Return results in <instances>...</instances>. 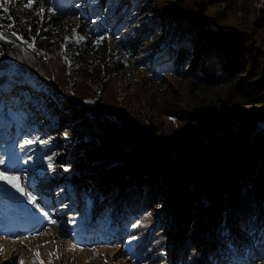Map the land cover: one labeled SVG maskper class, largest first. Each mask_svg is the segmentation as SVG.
<instances>
[{
  "label": "rangeland",
  "instance_id": "obj_1",
  "mask_svg": "<svg viewBox=\"0 0 264 264\" xmlns=\"http://www.w3.org/2000/svg\"><path fill=\"white\" fill-rule=\"evenodd\" d=\"M116 1L121 9L130 7L134 0ZM145 1L140 4L137 24L124 32L108 21L109 0H99L96 6L85 1L68 6L56 18L65 35L72 38L70 47L80 46L69 51L68 45L57 39L40 51L36 40L46 24L41 9L45 12L62 2L35 0L29 10L27 0H0V16L11 21L8 25L0 22V32L12 47L11 55L0 48V70L18 80L24 74L4 94L28 88V73L55 89L48 101L62 99L70 112L74 104L87 106L82 112L75 109L69 113L71 127H87L91 122L96 126L94 132L79 130L83 136L80 141L74 133L54 136L57 139L53 140L52 136L42 140L34 136L31 139L39 142L22 150L20 145L27 140L23 139L10 148V158L0 165V171L20 176L22 186L35 196L41 211L29 204L26 196L0 182V217L7 216L0 221V264H19L21 260L24 264L34 260L35 264H181L175 260L178 255L186 257V264L190 258L205 264L207 251H215L213 235L218 223H208L204 237H199L205 219L197 218L209 217L211 204L205 193H198L200 208L205 211H188L186 200L183 213L181 199L189 194L185 168L179 166L186 155L202 153L216 140L238 142L234 153L244 155V171L253 173L249 196L256 197L264 188V175L260 176L264 167V0ZM155 20L159 28L153 31L149 25ZM17 23L25 24V30L17 32ZM131 33L134 35L127 41ZM183 36L190 39L198 58L192 73L152 81L149 76L170 40ZM97 40L102 42L99 47L121 52L122 60L116 59L117 69L102 72V79L108 74L105 82L93 72L87 80H77L71 57L78 55L93 62L104 57L94 56ZM144 62L148 66L142 69ZM214 62L220 65L223 78L195 80V75L213 70ZM82 113H87L88 121L80 122L76 117H83ZM49 156L53 158L51 169ZM86 184L94 185L95 194L88 205L83 193ZM130 199L148 203L150 209L139 230L133 227L138 225L134 217L122 224ZM235 204L233 201L218 209L228 212ZM105 207L112 213L109 217L104 216ZM51 220L57 223L53 225ZM153 223L162 225L156 228L158 241L154 242L149 228ZM182 226L187 227L183 236ZM180 239L192 252L179 250ZM37 252L38 257L34 255Z\"/></svg>",
  "mask_w": 264,
  "mask_h": 264
},
{
  "label": "trees",
  "instance_id": "obj_2",
  "mask_svg": "<svg viewBox=\"0 0 264 264\" xmlns=\"http://www.w3.org/2000/svg\"><path fill=\"white\" fill-rule=\"evenodd\" d=\"M59 1L62 2L61 6H58L59 4L57 3L52 9H49L48 11L42 13L46 18V24L45 27H43V30H39L40 34L37 36L36 40V44L39 47L40 51L47 50V48L54 44L57 39H59L61 42L63 41L66 45H68L69 51L77 50L80 45H73V47H70L72 38L65 35L66 31H64L63 27L59 25L60 21L57 20L56 16L61 14L63 11H66V8H68V6H72L73 4H81L83 1H85L96 6L99 0ZM144 1L145 0H134L130 7L119 9V1L115 0L114 4L113 0H109L111 14L108 21L109 23H111V26L117 25V31L121 30L124 32L129 30V27L132 24L135 23L136 25L139 19L137 15L140 13L139 7L140 4ZM0 22L5 25L11 24V21L6 16H0ZM158 28L159 25L156 20L149 25L150 30L153 29L154 31ZM15 30L17 32L24 31L25 24H18L15 27ZM133 35L134 34L131 33L127 41L131 40ZM4 41L5 40H0V48L2 51H5V53H8V55H11L12 47L9 44L7 45V43H5ZM127 41H125L124 43H127ZM100 43L102 42L100 41ZM169 43L170 46L168 47V49L165 48L164 55L156 62L155 68L149 76L152 81L174 77L175 75H178V77H183L185 74H188L190 72L192 73L194 67L196 66L198 58H195V55L193 54V48H191L192 43L190 42L189 38H187L186 36H183L182 38L175 37L171 39ZM99 44H96L97 49L96 52H94V56L95 58L96 56H99V54H101V56H105H99L98 59H94V62L89 61L86 58L82 60L78 57V55H74L71 57V68L77 67V80H87L93 72L97 74L98 78L105 82L104 79H106L108 74L104 79H102V72L108 73L110 69L114 70L116 66L115 61L119 60L121 62V52H117L116 49H111L110 51H108V47H99ZM107 59H109V61H107ZM120 62H117V64H120ZM211 63L213 64V62ZM141 66L142 69H145L148 66V62H144ZM84 67L86 68V70L82 69ZM219 67L220 65L216 63V70H214V68L213 70L211 69V71L197 74V76L195 75V80L202 81L206 79V81H209L210 79L219 80L221 77L223 78L224 74L220 71ZM1 70L5 69L2 68ZM1 70L0 159L4 160V162L5 160L10 158V148L23 139H31L35 136L37 139L42 140L46 138V136H52L50 137V139L53 140L57 139V137L53 138L54 136L64 137L71 133H74L75 137H77L76 141H80L83 136H79V134L77 133L79 130L84 129L85 131L94 132L93 130H95L96 128V126H94V122H91V124L88 123L87 127L82 125L71 127V123L67 121V119H70L69 113H74L75 109H77L79 112H82V108L87 109V106L84 104H80V106L82 107L80 108L77 104H74L75 109L71 108L72 112H70L65 105L64 100L61 99L58 102L57 99L54 98L57 103L55 101H48V96H53V94L55 93V89L51 86L48 87V85L44 82L45 80L42 78L41 80H43V82L30 78L27 73L26 78L30 79V83L28 84L29 87L24 88L19 93L6 96L4 93L13 89L16 83L24 76V74L18 76V80L11 77V74L5 75V72ZM76 82L77 81L73 82L74 85L76 84ZM30 89L34 91L31 92ZM24 104H28V107H23ZM57 105H59L60 108H58ZM32 108H35L36 110ZM82 114L83 117H81L80 115H76V117L79 118V121H88V118H86L87 113ZM233 142L232 145L230 144L231 141H226L225 143L224 139L221 141H213V143L209 145L207 149H203L202 153L197 152L193 153L192 155H186L184 159H182L184 160V162L180 161L182 164L179 167L182 169L185 168L183 171L184 176H186L185 178L187 179L186 190L189 194L188 196L184 195L182 197L181 200L182 202L184 201L182 205H184L187 200V203L190 205L188 206V208H186L188 211L189 208L196 210L198 208V210L200 211L202 209L200 208L202 205V200L199 195L203 193L207 195L209 204H211L210 208L208 209L209 211L207 210L209 217L206 218L205 216L201 217V215H199V217L197 218V220L205 219V221L202 222L199 237H204L205 233H203V231L206 229L208 223L209 225L218 223V230L213 235L215 237L214 241H216L215 251H207L208 259L205 264H256L259 263V261H264V243L261 242L262 240H264V201L263 203L260 202L262 199L261 197H264L262 193L264 188H260V192L258 191V195H256V197L252 198L251 196H249V194L251 193V189L249 188L248 184H250V176L253 173H246L244 171L246 170L245 167L247 168V163L245 162L246 158H244V155L242 156V154L238 151L234 153L233 146H235V144L238 142H236L235 140H233ZM230 146H232V148ZM229 148H231L232 150H230ZM263 162L264 159L262 160V163ZM155 164L156 163L153 162L152 165L155 166ZM144 165L148 166L149 163L144 162ZM252 172L254 171L252 170ZM263 175L264 167L263 172L260 173V176ZM116 180H114V183L116 182ZM119 182L123 184L122 181ZM164 185L166 186L165 183ZM93 186H89L88 184L83 186L85 190L83 193L86 196L87 205L90 204L89 202H93L92 198L95 195ZM128 186L131 187L132 185L128 183ZM112 191L111 193L113 194ZM187 197H189L192 202ZM233 201L234 203L237 202V206L235 204L236 207H234L233 205L232 207H229L231 208L229 209L230 211L227 212L226 210H224L223 212H221V210H219L223 205L232 203ZM147 204H143L141 202L135 203L131 201V199L129 201H126V208L124 209L125 220L123 219L122 224H124V221H126L127 219H131L132 217H134V220L136 218V221L138 223L137 230L141 229L142 227L140 221L142 222L144 218L148 216L147 212L150 210ZM238 204H240V206H238ZM186 209L184 205L183 213L186 212ZM218 211H220L219 215ZM103 213L104 216L107 217H109V214H112L106 207L104 208ZM186 216L187 215L185 214V219ZM5 218H7V216L0 217V221H5ZM103 221L106 224L105 219ZM161 226V224L155 225L153 223V228L149 227L151 229V234L154 235L153 242L155 240L158 241V238H155L154 233L157 231L158 227ZM185 229L187 230V227H181L180 234H182V236L183 233H185ZM178 231H180V229ZM161 235L165 237L164 234ZM183 238L181 237V239ZM181 239L179 242V250L182 251V249H184L182 252H192L184 247V243H181ZM192 255L195 254L192 253ZM178 256L179 258H175L176 262L179 263L178 261L180 260L181 264H186V257L182 259L181 255ZM187 261L189 264H196V261L194 259L190 258V260Z\"/></svg>",
  "mask_w": 264,
  "mask_h": 264
},
{
  "label": "snow or ice",
  "instance_id": "obj_3",
  "mask_svg": "<svg viewBox=\"0 0 264 264\" xmlns=\"http://www.w3.org/2000/svg\"><path fill=\"white\" fill-rule=\"evenodd\" d=\"M35 0H27L25 7L29 10H31L33 8ZM5 12H7V9H4ZM43 13V9H41V14ZM0 27H3L2 25H0ZM73 33H75V30H73ZM13 36H16L15 32L11 33ZM17 39L19 40H23V37L20 36H16ZM0 40H6L7 41V37L5 36V34L3 32H0ZM97 44L100 43L99 40L96 41ZM29 47H32V45H29ZM39 142L38 140H33V139H27L23 142V144L20 145V148L23 150L26 146H30L34 143ZM48 168H53L54 165L52 163V157L49 156L48 158ZM24 163H28V160L25 159ZM4 164V160L0 159V165ZM65 171H67L68 169L65 168ZM0 182H2L3 184H7L10 185L11 188L15 189L16 192L20 193V195L22 196H26L27 198V202L31 205H33L37 211H41L40 206L37 204L36 202V198L35 196H33L30 192L26 191L25 187L22 186L21 184V177L20 176H16V175H9L6 171H0ZM46 215V214H45ZM51 224L55 225L57 222L55 220H51L50 221ZM138 225H133V227H137ZM46 234V233H45ZM133 239H135V237H133ZM262 243H264V240L261 241ZM0 251H2V249H0ZM94 251V249H93ZM36 257L39 256V253H35L34 254ZM51 255V254H50ZM19 264H24V261H20ZM33 264H35V260L33 261ZM42 264V262H41Z\"/></svg>",
  "mask_w": 264,
  "mask_h": 264
}]
</instances>
